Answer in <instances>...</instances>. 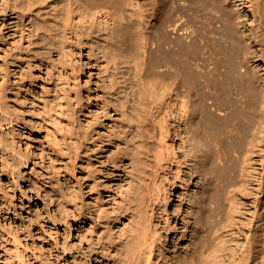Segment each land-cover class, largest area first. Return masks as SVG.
<instances>
[{
    "label": "rangeland",
    "instance_id": "374dc122",
    "mask_svg": "<svg viewBox=\"0 0 264 264\" xmlns=\"http://www.w3.org/2000/svg\"><path fill=\"white\" fill-rule=\"evenodd\" d=\"M227 21L237 23L229 35ZM177 22L190 39L171 31ZM249 22L239 0H0V264H233L244 247L241 264H264V216L255 225L264 94L245 110V94L227 92L246 68L264 86V30L260 47ZM181 78L195 133L220 172L209 168L195 237L177 218L186 215L180 203L167 239L137 262L127 238L150 177V101ZM216 101L224 129L206 130ZM30 138L48 153L47 169L26 149Z\"/></svg>",
    "mask_w": 264,
    "mask_h": 264
},
{
    "label": "bare ground",
    "instance_id": "6f19581e",
    "mask_svg": "<svg viewBox=\"0 0 264 264\" xmlns=\"http://www.w3.org/2000/svg\"><path fill=\"white\" fill-rule=\"evenodd\" d=\"M239 1L246 9V15L250 19L248 26L251 39L257 46H263L262 38L257 30L259 27H263L264 30V0ZM255 23H257L256 29L253 26ZM236 24L235 21L233 23L227 21L225 31L228 35L233 33V27L236 28ZM171 31L185 40L190 39V32L182 22L175 23L171 27ZM237 32L239 33L238 29ZM233 46H235L234 43ZM153 48L154 45L148 42L146 54L149 58ZM258 50L260 54L263 53L261 48ZM184 74L183 80L190 81L192 78L191 72H185ZM259 78L254 72L246 68L240 75H234L232 84L227 86V92L232 91L236 95L244 93L245 98L239 97L242 108L252 110L258 103L259 94H264V86L257 83ZM181 82L182 78L180 82H175L172 85H161L159 91L154 93L150 101V118L148 125L145 127V130L150 134V138L154 141L150 177L139 203L137 225L132 224L131 234L127 238L129 246H132V250H135V254H137V262H140L142 255L146 253L145 259L148 263L157 242L159 240L164 242L167 239L169 231L174 229V226H170L168 223L169 219L176 217L181 204L187 206L186 215L178 213L177 218L182 219L185 229L190 227L192 231L190 237H195L199 216L196 207L203 202L205 195L209 192V168L211 172H220V168L214 165L209 166L207 150L198 139L194 129L193 100L182 90ZM208 109L209 112H207L202 122L203 128L209 130L214 126L217 130H223V121L225 122L226 115L224 104L218 101L208 102ZM176 144L178 149L175 148ZM26 149L46 169L50 166L48 153L34 139H29L26 143ZM194 177L199 182V189L193 193H187V191L182 196L179 195L178 204L170 201L171 194L177 189L185 191V188L182 187L188 186ZM56 181H59V179L56 178ZM4 206H6L5 202ZM12 206L14 215L17 217L16 207L15 205ZM167 206L172 207L171 212H169ZM263 216L264 212H260L255 225ZM160 223L163 224V227ZM254 227L251 230L248 229L247 240H250L251 236L257 231ZM136 230L137 234L134 233ZM250 250L249 247L247 250L244 247L238 258L233 260V264H241L242 261H245L247 259L246 251Z\"/></svg>",
    "mask_w": 264,
    "mask_h": 264
}]
</instances>
